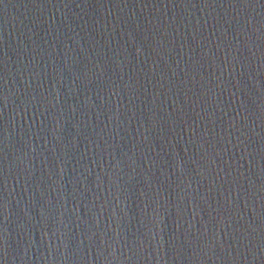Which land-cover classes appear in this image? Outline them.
<instances>
[{
	"label": "water",
	"instance_id": "water-1",
	"mask_svg": "<svg viewBox=\"0 0 264 264\" xmlns=\"http://www.w3.org/2000/svg\"><path fill=\"white\" fill-rule=\"evenodd\" d=\"M0 264H264V0H0Z\"/></svg>",
	"mask_w": 264,
	"mask_h": 264
}]
</instances>
